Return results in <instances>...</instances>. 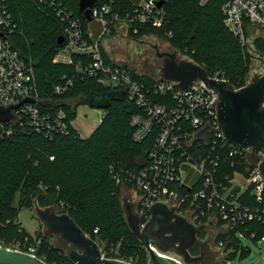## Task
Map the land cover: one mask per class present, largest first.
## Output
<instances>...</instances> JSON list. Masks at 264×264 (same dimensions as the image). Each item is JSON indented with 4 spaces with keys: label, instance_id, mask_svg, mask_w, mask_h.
Returning <instances> with one entry per match:
<instances>
[{
    "label": "trees",
    "instance_id": "obj_1",
    "mask_svg": "<svg viewBox=\"0 0 264 264\" xmlns=\"http://www.w3.org/2000/svg\"><path fill=\"white\" fill-rule=\"evenodd\" d=\"M0 1L13 21L9 35L14 47L34 68L36 87L46 101L42 105L43 112L53 116L63 111L68 123L67 133L55 131L51 136L18 124L11 136L0 139V243L9 245L12 240L24 241L30 237L19 222V215L21 208L32 204L36 196L40 207L50 201L61 205V213L69 214L90 238L119 254L116 258H106L148 264V252L127 222L120 202L121 187L111 168L116 166L118 172L121 169L138 172L148 162L160 128L155 126L143 141L136 142L131 119L140 114L141 109L124 91L103 87L98 79L89 76L90 57L73 54L70 64L54 62L65 46V42L59 44L64 22L58 13L63 11L81 19L84 30L92 23L80 14V0ZM96 2L98 8L111 5L116 11H127L131 7L130 0ZM224 4L225 0H210L205 5L199 0H169L167 24L162 27L139 25L137 34L134 28L129 32L134 37L145 33L165 35L173 47L183 49V56L204 67L209 74L219 71L239 89L244 86L253 51L243 47L226 27ZM104 56L110 61L105 52ZM139 79L149 84L155 82L151 77L139 76ZM68 80H73L74 85L61 95L55 94V88ZM81 95L86 96L85 104L106 113L88 138H83L72 125L83 104L74 109L69 101ZM223 166L221 172L227 174L229 166ZM18 194L20 202L16 205ZM240 201L258 205L248 192ZM245 228L257 231L258 236L264 235L262 222L249 223ZM234 234H220L216 242ZM39 238L43 241L48 264H74L46 238ZM238 240L233 241L236 247H239ZM241 253L246 256L242 248Z\"/></svg>",
    "mask_w": 264,
    "mask_h": 264
},
{
    "label": "built area",
    "instance_id": "obj_2",
    "mask_svg": "<svg viewBox=\"0 0 264 264\" xmlns=\"http://www.w3.org/2000/svg\"><path fill=\"white\" fill-rule=\"evenodd\" d=\"M130 1L131 7L127 11H116L111 5L92 9L91 22L100 24L99 34L89 28L84 30L81 19L60 11L58 15L64 22L62 37L65 46L54 59L55 63L70 64L73 54L86 55L91 58V65L87 68L89 76L98 79L103 87L125 92L129 100L141 109V113L131 119L136 142L143 141L155 126L160 128L148 162L138 172L125 169L118 172L116 166H112L117 184L121 189L128 187L135 192V213L141 220V227L151 219V209L157 203L168 205L192 223L199 231V241L211 245L213 258L209 264H234V257L239 253L242 255L241 248L249 253L250 249L241 243L239 247L234 245L233 241L238 237L255 243L263 258L264 235L258 236L257 231L245 227L255 221L264 223V207H260L264 204V177L260 171L264 149L255 152L256 163L251 156L252 148L231 144L221 131H214L218 129L219 94L202 81L198 80L187 90L179 88L174 81L162 78L149 84L139 79V74L127 66L106 61L102 48L105 37L119 29L134 28L137 34L139 25L162 27L168 23L166 4L169 0ZM209 1L199 0L201 5ZM1 3L0 31L4 35L0 37V106L17 105L26 99H33L34 102H26L14 110L13 121L0 123V139L11 136L18 124L31 126L47 136L55 131L67 133L65 112L53 116L43 112L42 105L46 101L36 87L34 68L31 61L14 47L9 35L13 31V21ZM223 13L228 30L243 47L252 51L250 28L256 27L264 34V0H225ZM254 76H264V64ZM210 77L230 83L219 71L210 74ZM73 85L74 81L68 80L55 88V94L61 95ZM105 116L103 111L100 121ZM207 127L209 129L204 131ZM223 165H228L232 173L222 174ZM236 175L243 177L244 184L234 185ZM247 192L255 198L257 206L240 201ZM212 229L220 232L213 244L207 233ZM227 232L235 234L217 243V236ZM0 246L29 254L48 264L41 238L26 237L24 241H17L14 248L5 242H1ZM158 253L180 264H187L183 256L175 251ZM206 259L207 256L204 263ZM120 261L135 264L132 260Z\"/></svg>",
    "mask_w": 264,
    "mask_h": 264
},
{
    "label": "water",
    "instance_id": "obj_3",
    "mask_svg": "<svg viewBox=\"0 0 264 264\" xmlns=\"http://www.w3.org/2000/svg\"><path fill=\"white\" fill-rule=\"evenodd\" d=\"M162 2L159 3V6ZM97 6L96 0H80V14L89 22L92 21V9ZM0 31V37H3ZM64 38H59V44ZM164 66L160 78L174 81L182 90H187L198 80L209 89L219 94L217 107L218 129L231 143L243 148H252V158L258 163L255 152L264 149V76L255 77L248 85L235 89L224 80L210 77L209 72L202 66L190 60H179L177 54L160 53ZM26 102L9 107L0 106V123L11 122L15 119L14 110ZM93 107V106H91ZM94 108V107H93ZM97 109H100L99 107ZM209 129L207 127L204 131ZM264 177V162L260 164ZM151 219L141 227V220L136 213L128 208L127 222L133 235L141 242L149 254L148 264H180L163 253L177 252L183 256L187 264L204 263L207 252L205 243L198 239V229L185 217L171 210L164 203H157L151 209ZM37 214L53 234H59L74 248L68 253V259L74 264H128L116 259L105 258L99 244L90 238L76 221L67 213H57L51 208L37 209ZM197 244L200 254L193 256L190 252ZM0 264H46L29 254L10 250L0 246Z\"/></svg>",
    "mask_w": 264,
    "mask_h": 264
},
{
    "label": "rangeland",
    "instance_id": "obj_4",
    "mask_svg": "<svg viewBox=\"0 0 264 264\" xmlns=\"http://www.w3.org/2000/svg\"><path fill=\"white\" fill-rule=\"evenodd\" d=\"M93 25L96 27L97 34H99L101 31V27H99L100 24L98 25L93 22ZM249 33L252 36L251 41L253 54H251V67L247 76L243 80L244 86L248 85L254 80V75L256 74L258 68L264 64V34L256 27H252ZM102 48L107 54L109 60L114 63L127 66L136 74H139V76L142 78L151 77V74H158L156 65L163 64V61H160V58L157 56V52H169L172 54L175 53L177 54V59H186V57L183 56V49L173 47L169 38H167L165 35H160L157 33H145L134 37L130 35L129 30L126 28L119 29L115 34L105 37L102 40ZM85 99L86 96L81 95L80 97L69 101V103L74 109H76L80 104H83L78 108V116L74 121V126L83 138H88L93 129L99 125L103 110L93 108L87 103L85 104ZM243 180L244 179L241 175H236L234 185L239 186L242 183L244 184V182H242ZM127 190L128 187H124L120 190V202L126 214L128 212V208L134 211L135 214L137 200L136 194H131V192ZM35 198L36 196L34 197L32 204H29V206L24 205L21 208L19 222L32 238H46L52 246L57 248L63 255L68 257V253L74 247L65 241L61 235L53 234L48 226L41 221L37 214V209L39 208H51L53 211L61 213L63 212L61 205L55 203L54 201H50L47 206L40 207L37 204ZM19 202L20 194H18L15 204L19 205ZM207 233L209 234L208 239L211 241V244H213L216 234L220 232L212 229V231L209 230ZM238 239L241 245L250 249V252L244 257L240 253L237 254V257H234L233 260L234 264H264V257H260L259 250L255 243H252L247 238L243 237H238ZM16 243V240H12L9 242L8 246L14 248ZM99 246L105 258L119 257L118 252L109 250L105 244L99 243ZM212 247L216 248L214 245ZM190 252L194 256H198L200 254L199 244L190 250Z\"/></svg>",
    "mask_w": 264,
    "mask_h": 264
},
{
    "label": "flooded vegetation",
    "instance_id": "obj_5",
    "mask_svg": "<svg viewBox=\"0 0 264 264\" xmlns=\"http://www.w3.org/2000/svg\"><path fill=\"white\" fill-rule=\"evenodd\" d=\"M157 56H158V52H157ZM160 58V57H159ZM160 61H163V64H159V65H156V70L158 72V74H151V78L153 79H158L160 78V75H161V70L164 66V59L163 58H160ZM204 238H206V236H204ZM211 245L208 246V244L206 243V245L204 246V250L207 252V259H206V262L204 264H209L213 258V252L210 248ZM207 249V250H206ZM202 264V263H200Z\"/></svg>",
    "mask_w": 264,
    "mask_h": 264
},
{
    "label": "crops",
    "instance_id": "obj_6",
    "mask_svg": "<svg viewBox=\"0 0 264 264\" xmlns=\"http://www.w3.org/2000/svg\"><path fill=\"white\" fill-rule=\"evenodd\" d=\"M100 27V26H99ZM89 29H92L94 32H96V27L93 25V22L89 25ZM97 33V32H96ZM101 123V121L99 122V124ZM73 126H74V122H73ZM75 127V126H74ZM97 127H95L94 129H93V131L96 129ZM76 129V128H75ZM77 130V129H76ZM78 131V130H77ZM93 131L91 132V134L93 133ZM79 132V131H78ZM90 134V135H91ZM127 191H130L131 192V194H133V193H135L131 188H128V190Z\"/></svg>",
    "mask_w": 264,
    "mask_h": 264
}]
</instances>
